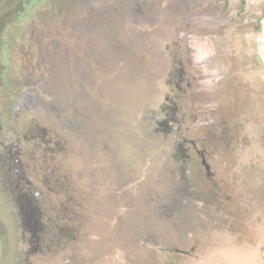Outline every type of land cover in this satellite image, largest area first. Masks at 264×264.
Segmentation results:
<instances>
[{"label":"rangeland","instance_id":"374dc122","mask_svg":"<svg viewBox=\"0 0 264 264\" xmlns=\"http://www.w3.org/2000/svg\"><path fill=\"white\" fill-rule=\"evenodd\" d=\"M0 264H264V0H0Z\"/></svg>","mask_w":264,"mask_h":264},{"label":"water","instance_id":"95a60500","mask_svg":"<svg viewBox=\"0 0 264 264\" xmlns=\"http://www.w3.org/2000/svg\"><path fill=\"white\" fill-rule=\"evenodd\" d=\"M99 16V15H98ZM98 16H96V17H98ZM83 220H84V218H82V222H83Z\"/></svg>","mask_w":264,"mask_h":264}]
</instances>
